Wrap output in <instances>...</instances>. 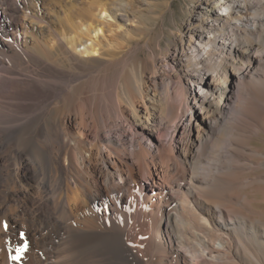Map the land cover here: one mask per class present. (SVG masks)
I'll return each instance as SVG.
<instances>
[{
  "label": "bare ground",
  "instance_id": "bare-ground-1",
  "mask_svg": "<svg viewBox=\"0 0 264 264\" xmlns=\"http://www.w3.org/2000/svg\"><path fill=\"white\" fill-rule=\"evenodd\" d=\"M1 1L0 264H264V0L160 58L111 0Z\"/></svg>",
  "mask_w": 264,
  "mask_h": 264
},
{
  "label": "rangeland",
  "instance_id": "rangeland-1",
  "mask_svg": "<svg viewBox=\"0 0 264 264\" xmlns=\"http://www.w3.org/2000/svg\"><path fill=\"white\" fill-rule=\"evenodd\" d=\"M15 1L16 0H9L12 5L15 4ZM170 1L171 0H111L105 2L112 6L115 15L120 14L127 16V25L122 26V29L130 27L128 38L131 39V46H135L137 41L140 42L139 44L142 48L140 52L141 57H147L148 51L145 45L149 41L155 55L160 58L164 54L165 49L170 47L169 40L173 39V34L177 31L178 27L182 25L183 20L188 19L194 13V5H196L195 0H172V6L170 8L168 5ZM1 5L2 1L0 0V10L2 8ZM12 18L6 14L4 16L0 14V31L2 24H8V22L12 20V22L17 21V18ZM109 20L111 19L109 18ZM109 33L106 34L107 37L120 38L114 29H110ZM116 71V68L112 69V74ZM80 92V89H78L75 95L78 96ZM66 108V105L60 104L55 111L56 113L53 114V117H55L56 120L59 119L66 111ZM255 145L263 146L261 143H255ZM86 178H88L86 175H82L79 180L83 182L82 180L86 181ZM87 209H90V207Z\"/></svg>",
  "mask_w": 264,
  "mask_h": 264
}]
</instances>
